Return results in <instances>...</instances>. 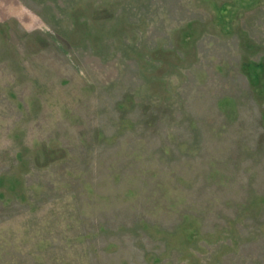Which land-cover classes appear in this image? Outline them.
I'll return each instance as SVG.
<instances>
[{
    "label": "rangeland",
    "instance_id": "374dc122",
    "mask_svg": "<svg viewBox=\"0 0 264 264\" xmlns=\"http://www.w3.org/2000/svg\"><path fill=\"white\" fill-rule=\"evenodd\" d=\"M0 264H264V0H0Z\"/></svg>",
    "mask_w": 264,
    "mask_h": 264
}]
</instances>
